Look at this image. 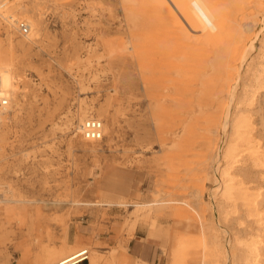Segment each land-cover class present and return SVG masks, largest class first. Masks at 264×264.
Masks as SVG:
<instances>
[{
    "label": "rangeland",
    "instance_id": "obj_1",
    "mask_svg": "<svg viewBox=\"0 0 264 264\" xmlns=\"http://www.w3.org/2000/svg\"><path fill=\"white\" fill-rule=\"evenodd\" d=\"M11 3L42 28L22 48L25 37L10 29L9 50L0 19L16 99L0 130V264H43L59 250L69 261L83 249L90 264H130L127 244L136 232L158 241V264H244L252 258L244 245L264 264V169L244 159L232 173L235 190L262 193L255 209L220 186L235 119L264 152V0L236 14L247 30L244 49L228 65L219 105L215 95L185 92L191 82L180 83L176 67L191 59L172 49L192 10L203 53L211 55L206 30L216 15L204 0H169L164 13L148 12V0ZM14 16L25 22L20 12ZM87 114L107 127L100 141L76 130Z\"/></svg>",
    "mask_w": 264,
    "mask_h": 264
},
{
    "label": "bare ground",
    "instance_id": "obj_2",
    "mask_svg": "<svg viewBox=\"0 0 264 264\" xmlns=\"http://www.w3.org/2000/svg\"><path fill=\"white\" fill-rule=\"evenodd\" d=\"M251 1L252 0H204V4H206L209 9H213L214 14L216 15L215 17H213L209 20L210 24L206 30L207 36H206L205 42H206V45L211 48L210 49L211 51H209V54H211V55H209L208 57H206V55H204V53H203L204 48H201L203 43H201L199 41V39L197 38V35L195 32V27L193 26V23H192L193 22L192 10H190V15L188 16L189 17L188 18V24L186 25V27H184V29H181L183 27H180V29L176 31L177 36L174 37V40H179V46L177 47V49H176V45L172 47V49H175V51H174L175 53L185 55V56L189 57V59H191V63L187 65L188 67H186V68L185 67L184 68L183 67L182 68L176 67L177 74H183L185 77L183 80L181 79L180 83L182 81L184 82L185 79H188L189 82H191L189 84V86H186V88L184 89L185 92L190 93L193 96H195L194 95L195 93L197 95L198 94H200V95L208 94L210 96L215 95V97H217V99L214 98V100L216 99L214 104H216V105L220 104V100H221L220 98L222 97V96L220 97V94L223 93L226 89V82H227L228 74H229L228 65H229L230 61L236 57L238 50L240 49L242 51V48L244 47V45L242 47V44H244L243 41L246 38L245 34H246L247 30L242 28L237 23L236 14L239 12H242L244 10V8L246 7V5ZM11 2H12V0H0V19H2V21L7 25V28H8L7 39H8L9 50H12L15 47L12 43V41H13L12 36H11L12 32L10 29L15 28L17 34H19V32L17 31V25H16V23H18L19 20L15 18V16H14L15 13L20 12V14L22 15V18L25 20V22H23V23H25L29 28L28 34L26 36H22V37H25L26 41L20 42L17 47L22 48V47H24L25 44L28 45V44L34 43V41L36 39H38L39 33L41 31V28H42V21L40 19H38L37 17H35V19L27 17L26 9L23 5H21L20 3L15 4V3H11ZM167 3H169V0H148V8H147L148 12L155 13L157 10H160V12L164 13V7L167 6ZM190 3L193 4L194 0H190ZM254 4H256V1H254ZM250 5H252V3ZM160 45H161V43H160ZM240 47H242V48H240ZM170 49H171V47H170ZM151 50H149V51H151ZM160 51H162V50H160ZM152 53H151V55H152ZM1 54L2 53L0 50V89L4 93V96L6 97V99L8 100V107L5 110V114L0 117V130L4 126L5 121L10 118L9 116H10L12 106L16 105V99L14 96V88H15L14 77L15 76H14L13 71L10 68V65H9L10 63H7L6 61H5L6 63L3 62ZM155 55H156V53H155ZM185 56L183 58H185ZM189 59L186 58V60H189ZM154 62H155L154 60H150L149 64L151 63L153 65ZM186 63H187V61H186ZM234 63H235V61H234ZM160 64H161V62H160ZM154 69L155 68L153 66L148 67V71L152 72ZM183 75H182V78H183ZM254 79H252V80H254ZM143 82H144V84H149L150 82H152V77H151V80H150V78L149 79L148 78L143 79ZM260 88H261V86H260ZM262 88H264V87H262ZM134 90H136V89H134ZM147 90H148V88H147ZM252 98H253V96H252ZM247 99H249V98H247ZM189 103H190L189 100L184 101V106L185 107L188 106ZM246 103H248V101ZM241 104H243V102ZM238 105H239V103H238ZM249 105H251V104H249ZM239 106H236V107L239 108ZM199 108H201V107H199ZM241 108H243V107H241ZM236 112H235V114H236ZM135 113H136V110H135ZM236 116L239 117V115H236ZM4 117L6 118V120L3 122L2 119ZM95 118H96V116L87 114V115H83L82 117H80L79 121L83 123L87 119H95ZM97 118H99V121H100V117H97ZM248 118H249V116H248ZM228 119H229V113H227V117H226V120H228ZM245 121H246V119H245ZM100 122H102V121H100ZM81 124L79 125V127L78 126L76 127V130H78L79 135H80ZM112 124H114V121L111 119V125ZM184 125H186V124H184ZM102 126H103V123H102ZM245 127L246 126L244 125L242 119L241 120H239V118L235 119V122L233 124V129L231 132L232 135L230 138L231 140L229 142L230 144H229L227 150L225 149L226 151L224 153V157L222 156L224 159L221 158L224 161L225 169L222 170L220 173V186L222 183L223 192L225 193L227 198L230 195H236V200H239L241 202L242 207H245L247 210H250V209H253L254 207L259 205V203H260L259 197L262 193L259 192L257 194V196H253L252 194H250L248 192L249 191L247 189L248 187L247 188L238 187L235 190V181L233 179L234 177L232 176V173H233V169H234L235 165L244 159H246V161L247 160L251 161L253 164L252 166H254L256 168H260V170L264 169V164L261 163V162H264V160H262V159H264V152L258 151L259 147L257 148L256 147L257 145H255L252 142V140H251L252 138H250V136H249L250 133L247 132ZM133 130H136V129H133ZM111 131H113V128L110 129V132ZM102 132H103L102 135H106L108 133L106 126L103 127ZM205 132H207V131H205ZM135 133L136 132H134V134ZM137 134H139V133H137ZM135 138L136 137L134 136V139ZM88 142H97V141H88ZM135 142H137V141H135ZM254 142H255V140H254ZM208 145H210V144H208ZM145 148H146V146H145ZM213 151H214V148H213ZM213 151H211V152H213ZM223 168H224V166H223ZM242 185L243 184L241 183V186ZM222 195H224V194L222 193ZM195 199H197V198H195ZM226 201H227V199H226ZM218 214H220V213H218ZM137 216H139V215H137ZM249 217H252V215L250 214ZM138 219H139V217H138ZM247 220H248V218H247ZM135 222H136V219H135ZM243 227H245V226H243ZM133 230H134V228L131 225L130 231H133ZM236 230H237V228H236ZM240 242H241V240H240ZM244 246H245L246 251H249V253L251 252L250 257H252L250 259L245 260L244 264H258V262L260 260L259 253H257V251H255V249L250 248L249 245L248 246L244 245ZM241 247H242V245H241ZM66 255H67L66 252L61 251V250L48 252L47 255L45 256L44 260H43V264H58L59 262H63V261L66 262V261H68L65 258ZM234 255H235V253H234ZM132 261H134V260H131L130 264H134Z\"/></svg>",
    "mask_w": 264,
    "mask_h": 264
},
{
    "label": "built area",
    "instance_id": "obj_3",
    "mask_svg": "<svg viewBox=\"0 0 264 264\" xmlns=\"http://www.w3.org/2000/svg\"><path fill=\"white\" fill-rule=\"evenodd\" d=\"M17 31L21 36H26L29 32L28 26L23 22L16 23ZM8 107V100L4 96V93L0 89V117L5 114V110ZM102 122L97 119H87L80 126V135L82 139L86 141H99L103 137ZM88 260V250L83 249L72 256L69 261L59 262L58 264H79Z\"/></svg>",
    "mask_w": 264,
    "mask_h": 264
},
{
    "label": "crops",
    "instance_id": "obj_4",
    "mask_svg": "<svg viewBox=\"0 0 264 264\" xmlns=\"http://www.w3.org/2000/svg\"><path fill=\"white\" fill-rule=\"evenodd\" d=\"M127 257L129 262L134 260L142 264H158L162 260L160 253V244L156 239L149 238L135 233L134 237L129 240ZM79 264H90L89 260Z\"/></svg>",
    "mask_w": 264,
    "mask_h": 264
}]
</instances>
